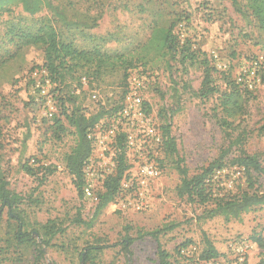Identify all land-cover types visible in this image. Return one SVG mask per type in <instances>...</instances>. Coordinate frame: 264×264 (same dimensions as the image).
I'll return each instance as SVG.
<instances>
[{"label": "rangeland", "instance_id": "374dc122", "mask_svg": "<svg viewBox=\"0 0 264 264\" xmlns=\"http://www.w3.org/2000/svg\"><path fill=\"white\" fill-rule=\"evenodd\" d=\"M45 1L52 7L43 6L34 15L23 12L20 4L0 15V178L20 197L15 211L23 221L18 229L0 203V264H158L157 244L178 264L177 247L190 240L201 252L203 234L219 252L217 258L228 264L229 244L240 237L250 240L255 247L246 264H256L264 256V207L229 222L221 216L205 218L212 204L177 196L175 157L162 146L163 128L169 126L189 176L217 160L225 166L214 169L213 180L224 190H242L249 176L251 190L264 193V173L250 170L246 175L241 169L238 175L240 168L229 165L244 151L256 155L264 169V32L252 13V0ZM43 24L78 50L109 57L64 73L51 93V116L30 79L33 68L43 63V47L22 36ZM169 25L179 45L187 40L190 52L198 53L197 60L153 43L154 29ZM204 64L218 90L207 97L198 93ZM130 70L146 76L142 95L147 117L158 128V148L151 154L160 174L150 185L149 210L122 211L108 204L96 211L93 201L78 196L65 166L76 135L63 114L73 108L90 114L120 106ZM229 92H235L240 104L231 115L221 104ZM112 112L100 124L112 125ZM53 118H59L63 130ZM112 144L108 140L104 151L92 148L93 170L85 178L95 194L104 178L100 174L114 171ZM154 230H159L157 240L143 235ZM51 231L57 233L50 238ZM17 232L30 233L34 243L18 244ZM127 238L132 242L126 251ZM44 240L49 244L42 245L43 257L36 258ZM86 249L90 256L84 263L80 253Z\"/></svg>", "mask_w": 264, "mask_h": 264}, {"label": "trees", "instance_id": "16d2710c", "mask_svg": "<svg viewBox=\"0 0 264 264\" xmlns=\"http://www.w3.org/2000/svg\"><path fill=\"white\" fill-rule=\"evenodd\" d=\"M13 4H20L23 12L28 15H34L38 13L43 6L51 8V3L45 0H0V15L3 12H8ZM252 13L258 19V23L262 31L264 32V0H252L250 4ZM61 17L62 14L58 12ZM28 41L26 43L32 45H40L43 47V63L35 68H44L51 81L54 83H60L65 72H71L76 68L83 66L90 62L102 63L109 58L107 54H101L97 51H83L78 50L73 44L64 42L59 38L57 31L48 24L41 25L35 33H22ZM152 41L156 43L159 48L166 49L168 52H179L185 57L191 60L198 59V53L196 51L190 52L189 42L185 40L184 43L179 45V41L172 33V25L166 28H155L152 34ZM180 48V49H178ZM186 52V53H185ZM118 59H122L121 56ZM99 68V67H98ZM126 77V75H125ZM211 73L208 70L206 64H204V75L199 89V95L207 97L215 92L217 88L212 84ZM235 92H229L224 95L222 100V107L224 111L231 115L235 109H240V104L237 101ZM113 107L111 110H105L104 107H100L95 113L86 114L78 108H73L69 113H64V119L68 125L74 129L76 135L75 145L72 147L71 152L65 155L64 161L68 173L73 177V182L78 191V196H83L82 189L84 184L83 166L84 162L91 155L92 143L88 138V132L93 129L97 124L101 123L111 111L114 114L118 108ZM56 128L63 130V126L59 118H53ZM224 123L225 120H224ZM264 127V126H263ZM162 146L171 155L175 157L173 162L174 168L180 176V182L176 186V194L178 197L186 196L191 202H195L199 205L212 204L210 209L205 210V218L211 219L216 216L223 217L224 222L231 220H239L241 216L247 212L252 211L258 207H264V193L257 192L252 189V183L249 176L245 178V188L242 190L232 191L224 190L219 186L220 181L213 180L214 169H221L225 164L218 162L217 160L211 162L206 167H202L200 171L191 176L188 175L187 168L183 165L184 159L178 155V151L175 144V139L169 133V126H165L162 132ZM236 142H241V139L237 137ZM233 143V142H230ZM116 158L115 167L113 173L105 175L102 180L101 189L96 192L97 204L96 211L105 208L110 204L117 196L118 187L123 177L124 171L128 168V164L125 159V144L123 133H118L116 137ZM1 147V143H0ZM229 165H235L237 168L245 170L246 175L250 170L255 172L264 173V169L261 167L259 160L254 154H247L242 151L241 155L233 159ZM24 170L28 173H32V169L28 165L23 166ZM20 197L8 188V182L4 178H0V203L8 208V217L17 220L18 229L22 225L23 221L21 216L15 211L17 204L20 203ZM81 222V221H80ZM159 230L146 232L143 235H149L157 240V234ZM57 233L51 231L49 237H53ZM49 238V240H50ZM204 247L201 250L200 256L204 259H211L219 257V252L216 250L212 242L203 234ZM253 241L259 243V246L263 248V243L259 238L251 236ZM49 240L41 241V245H37L36 258L43 257V246L49 244ZM16 241L18 244L34 243L30 233L17 232ZM132 242V239L127 238L123 241L124 249L127 251L128 245ZM196 245L191 243L190 240H185L178 247ZM97 249L93 246L90 249ZM89 249V248H88ZM176 250V254H177ZM156 255L158 264H175L169 261V254L167 251L161 248L159 244L156 247ZM90 256V251L86 249L85 252L80 253V258L83 262H87ZM178 260V259H177ZM178 264H180L178 260ZM243 264H246L244 262ZM256 264H264V256L261 257Z\"/></svg>", "mask_w": 264, "mask_h": 264}, {"label": "built area", "instance_id": "2783aa9c", "mask_svg": "<svg viewBox=\"0 0 264 264\" xmlns=\"http://www.w3.org/2000/svg\"><path fill=\"white\" fill-rule=\"evenodd\" d=\"M31 85L37 99H44L49 109L47 115L51 116L52 90L56 87L44 68H35L31 72ZM85 78L82 79L84 83ZM146 76L140 75L136 70H130L127 75V84L122 103L118 110L112 114V125L97 124L88 132V138L92 146L105 150L108 140L113 141V153L116 158V137L123 133L125 144V156L129 157L128 168L124 171L120 181L117 196L110 203L114 209L122 211H147L150 204V185L155 181L160 171L158 165L152 160V154L158 148V128L153 126L147 117L143 90L145 89ZM94 97V96H93ZM109 158L112 167L115 160ZM93 156H89L84 162V184L82 194L85 198L97 204V196L91 183L85 178L93 170ZM237 169L235 174H240ZM110 174V173H109ZM107 175L106 172L100 176ZM101 189V188H100ZM254 244L243 237L234 239L229 244L230 264H243L248 255L254 249ZM200 250L196 245L182 246L177 250V258L180 264H228L221 258L204 259L200 256Z\"/></svg>", "mask_w": 264, "mask_h": 264}, {"label": "crops", "instance_id": "0c3cea01", "mask_svg": "<svg viewBox=\"0 0 264 264\" xmlns=\"http://www.w3.org/2000/svg\"><path fill=\"white\" fill-rule=\"evenodd\" d=\"M250 260V259H249ZM249 260H246L247 261V263H249ZM254 264V263H253Z\"/></svg>", "mask_w": 264, "mask_h": 264}]
</instances>
